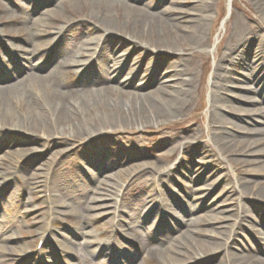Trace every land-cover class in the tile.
Segmentation results:
<instances>
[{"label": "rangeland", "instance_id": "1", "mask_svg": "<svg viewBox=\"0 0 264 264\" xmlns=\"http://www.w3.org/2000/svg\"><path fill=\"white\" fill-rule=\"evenodd\" d=\"M69 1L0 0V38L2 39L0 40L2 60L0 86L23 79L27 73L23 60L29 59L35 53L43 55L44 72H48L57 65L60 59L54 53V49L65 51L69 49L75 53L80 51L86 40L83 42L77 40L79 35H76L77 32L74 30L69 42L62 43L63 34L67 27L71 26L69 24H75L82 18L96 17L98 11L91 7L86 12L84 9H75ZM146 1L136 0L135 3L141 6ZM172 1L174 0H154L150 12L157 14L163 8L170 6ZM175 1L179 3L181 0ZM205 1L211 4L209 11L189 15L202 17L201 22L205 26L206 34L204 44L196 47L193 45L194 38L186 36L191 45H187L185 51L177 52L182 53L188 67L183 78L191 81V92L180 101L178 111L167 112L161 116L147 114L144 118L142 117V100L130 94L115 92L112 95V91L119 84L112 83V79H107L106 75L96 73L83 75L78 70L61 66L60 70L63 73L59 79L52 80L54 86H57V81L67 83L70 94L65 100L68 102L84 98L90 103V107L86 104L80 106L82 117L89 122L87 128L84 127L89 133L80 140L86 143L74 151L85 150L94 163L87 164L90 175L85 177L78 174L80 182L83 181L82 189L78 192L66 181L63 183L60 173L53 174L59 180L57 187L54 186V182H50V178L47 182L45 181L47 173L53 172V168L48 170L50 165L48 160L52 153H47L46 156L43 155L36 160L23 159L16 171L14 165L17 161L19 162L20 156L15 151L9 150L6 137L10 131L4 132L0 140V172L2 173L0 184L7 174L11 175L6 178L11 180L15 177L16 182L6 191H2V186H0V216L8 218L0 223V232L3 231L5 234L10 230L7 236L12 238L1 243L5 251L9 253L5 255V261L0 264H21L24 258L29 260L22 264H38V259L42 264H170L167 261V255H163L162 250L166 247H176V245L182 254L179 257L185 262H180V264H239L228 255L222 256L224 249L243 255L246 264H264V252L262 251L264 202L251 194L245 195L242 191L243 181L264 180V172L252 173L254 169L264 171V155L262 154L264 143L253 144L244 153H239L240 151L235 149L227 153L226 149H220L219 145L214 142L210 124L211 112L215 107L212 104L211 95L215 91L213 83L217 75V65L229 53L227 46L236 42L238 29L250 38H262L264 35V3L260 0H233L229 8V0ZM178 3L175 5L180 6ZM99 12L115 21L121 23L125 21V18L118 17L115 11L101 10ZM37 18L50 22L49 29L34 30L31 25ZM89 24L97 26L94 29L96 35L93 37L85 33L83 36L92 37L89 38L90 42L92 41L89 46L94 47L91 55L95 58L101 48L95 37L102 34V38L105 39L107 34L105 27L99 22L91 20ZM157 33L161 34V31L158 30ZM185 34L186 31L180 29L176 33L168 32L164 38L167 37L175 46L177 41L184 43L182 38ZM116 35L115 37H125L124 34ZM2 41L6 43L5 46L1 45ZM14 41L17 44L14 45ZM247 46L249 49L247 47L244 59H236L224 84L225 89L222 91L226 101L223 107L218 109L228 119L235 120L234 117H237L232 113L231 104L238 102L236 96L241 94L242 86L252 84L251 81L243 79L251 73L249 65L253 61H259L261 57L257 54L262 51L255 53L254 41L248 42ZM4 47L10 50L6 51ZM145 48L140 47L139 50ZM153 54L145 55L140 62L138 61L136 72L130 73L133 79L136 77L142 79L143 92L154 90L158 86L153 76L155 62L153 68L149 63L151 60L149 56L153 57ZM110 64L114 65L112 61ZM154 94L151 96H155ZM104 101L110 105L117 102L119 106L116 110H106ZM56 102V99L51 100V103ZM261 106L264 107V104ZM14 114L20 115L19 112ZM82 117H80L81 121ZM27 118H31L30 115ZM110 118L116 121H109ZM104 120L107 121L106 128H103ZM245 125L248 124L245 123ZM261 125L262 123H257L256 126ZM225 130L228 137L233 135L241 138L250 137L240 133L238 126L228 125ZM105 131L113 132V134L110 137H100ZM11 135L19 137L22 133L16 132ZM95 136L97 141L91 143L90 137ZM262 136L264 135L259 137ZM117 143H122L124 151L132 155L124 160L120 158L121 156L117 157L115 155L118 150ZM68 144L53 145L52 150L65 149ZM32 146L42 148L36 143ZM131 147L133 150H129ZM200 148L203 150H199ZM75 152L63 160L69 163ZM106 152H109L111 156L105 155ZM99 154H102L101 157ZM103 155L114 159L116 163L108 169L97 168V165L103 166L104 162L100 163ZM252 159L261 161L252 164L245 162ZM191 166L197 170H203L206 174L210 170H216L217 174L209 180L206 177L201 181L193 180L195 177L192 178L189 172ZM14 170L16 173L13 175ZM220 174L226 177L224 185L214 181ZM73 175L72 172L71 177ZM160 177H163L174 195L170 194V190L169 193L166 191L163 183L153 179L158 180ZM134 179L137 180L136 184L131 187V181ZM39 181L41 185L36 184L35 188L29 187L31 182L35 184ZM188 187L195 192V196L206 193L205 199L208 198V201L211 200L213 204L215 202V207L201 206L195 214L186 215L181 207L188 198L186 191ZM107 188L113 191L112 194L115 193L113 197L106 193L105 200L97 202L92 200L94 196H104L101 194L102 190ZM126 190L129 194H126ZM152 191L156 192L162 204L161 215L165 214L166 218L169 216L172 218L168 224L170 228L167 232L168 236L166 235L168 238L164 242H159L156 232L146 233V227L154 229L164 219L163 216L159 217L157 211L147 216L149 203H146L144 198L148 197ZM123 193L126 194L130 203L138 204L144 200L142 214L143 217L144 215L149 217L147 221L142 217L136 220L127 213L128 211L123 212L114 206L116 199H121ZM22 203L23 207H20ZM96 203H107L109 206L100 210L92 209ZM104 210H109V213L100 215ZM200 215L205 217L201 220L202 223L197 225L199 232L192 231L189 235L183 234L187 226L182 223L181 218L190 219ZM79 225H84V231L89 232L88 238L93 242L92 245L88 246L84 236L74 233ZM173 226H176V230H173ZM254 228L261 237L255 234ZM41 231H44V236L40 237ZM236 232L241 235L238 237ZM139 235L144 238L146 245H142L139 241ZM244 236L254 240L252 243L255 250L248 251L238 246L240 244L237 240L244 239ZM112 239H117L119 250L116 255L118 258L103 256L95 252L99 244ZM207 242L218 244V249L206 254L205 243ZM198 256H203L204 260L199 259Z\"/></svg>", "mask_w": 264, "mask_h": 264}, {"label": "bare ground", "instance_id": "2", "mask_svg": "<svg viewBox=\"0 0 264 264\" xmlns=\"http://www.w3.org/2000/svg\"><path fill=\"white\" fill-rule=\"evenodd\" d=\"M260 1H263L262 3H264V0ZM69 2L73 4L75 9H84L86 12V10L91 7L98 11L96 17L87 16L88 18H82L75 24H69L71 26L67 27L63 34L64 37H62V43H68L69 38L72 36V32L75 30L77 32L76 35H79L77 40L80 42L86 40V42H84V46L80 51L76 53L69 49L68 51H65L64 49H54V53H56V56L60 59L58 60L57 65L49 69L48 72H44L45 67L43 65V55L35 53L29 59L23 60L25 71H27L23 79L9 85L0 86V140L3 138L5 131H10L6 137L7 146L10 151L13 150L19 154L18 156H20L18 158L19 162L17 161L16 165H14L16 171L23 159L29 160L32 158L31 160H36L38 157L43 155L46 156L47 153H52L48 160L50 162L48 170L53 168V172L51 173L50 171L47 173L45 181L47 182L48 178H50V182H54V186L57 187L59 180L53 176V174L60 173L63 178V183L66 181V183H69L72 188L78 192L82 189L83 183V181L80 182L78 174L84 175L85 177L90 175V169L87 167V164L94 163L92 157L89 156L85 150L80 152L74 151L77 147H82L86 143L80 140L84 139L85 135L89 133L86 129L89 122L82 117L83 113L80 111V106L84 104L89 106L90 103L89 100L84 98L68 102L65 100L70 94V89L67 83L57 81V86H54L52 80L59 79L63 73V71L60 70L61 66L69 67L72 70H78V72H82L83 75H91L94 73L106 75L107 79H112V83L116 82L119 84L117 88L112 91V95L115 92L126 95L130 94L133 95L134 98L142 100V117L144 118L147 117V114L161 116L167 114V112L178 111L180 101L184 99V96L187 97L191 92V81L190 79L183 78V75L185 74L184 72L187 73L188 67L186 59L182 53L177 52L185 51L187 47L191 45V42L186 39V36H191L192 39L194 38L193 45L196 47H200V45L204 44L206 34L205 26L201 22L202 17L189 15L193 13H206L210 10L211 4L205 0H181L179 3L174 0L170 6L163 8L157 14H152L150 9L154 0H147L141 6H138L135 3L136 0H70ZM176 3L180 6L175 5ZM232 3L233 0H229V8H231ZM101 10L106 12L115 11L118 13V17L120 16L121 19L125 18V21L123 23L115 21L111 17L105 16L102 12H99ZM83 14L85 13L83 12ZM91 20L93 22H99L100 25L104 26L107 34L105 39L102 38V34L95 37L96 42L101 45L95 58L91 55V50L94 47L89 46V43L92 42H90V39L92 38L91 36L94 37L96 35L94 29H96L97 26L89 24ZM50 24V22L44 21L42 18H37L32 22L31 26L34 30L46 31L49 29ZM84 26L86 27L83 28ZM180 29L186 31V34L184 35L185 37L182 38L184 39V43L177 41V44L174 46L167 37L164 38V35L167 36L168 32L176 33L177 30ZM158 30L161 31V34L157 33ZM239 30L240 29L237 31L236 42L227 46L229 53L226 54L217 65V75L215 76V82L213 83L215 91H213L211 95L212 104L215 106L214 109H212L210 117V124L213 130L212 138L214 139V142L219 145L220 149H226L227 153L234 149L240 151L239 153H244L253 144L264 143V136L259 137L264 135V107L261 106V104H264V75L262 77V74H264V35H262L261 39H259V37L255 39L250 38L246 33ZM84 34L91 36L84 37ZM116 34H124L125 37H115L117 36ZM0 40L2 39L0 38ZM251 41H254V45L256 46L255 53L262 51L257 54L261 57L259 61H253V63L249 65L251 73L246 79H243L244 81H251L252 84L242 86L240 88L241 94L236 96L238 102L231 104L232 113L234 115L236 114L237 117H234L235 120L228 119L218 109L223 107V104L226 101V97L222 92L223 89H225L224 84L229 77V72L231 71L232 66L237 61L236 59H244L248 47L247 44L248 42L251 43ZM13 44H17L16 41H14ZM1 45L5 46L6 43L2 41ZM140 47L146 48L140 51ZM4 49H6V51L10 50L7 47H4ZM86 49L90 51H85ZM151 52L154 54L153 57L149 56L151 57L149 63H151V68H153V63L155 62L153 76L158 82V86L154 90L143 92L144 84L141 81L142 79L137 77L133 79V77L130 76V73L136 72V65L139 64L138 61L140 62L145 55L148 56L149 54H152ZM11 58L13 59L12 56ZM111 61L112 64L114 63L113 66L110 64ZM1 62L0 54V63ZM153 93H155V96H151ZM94 98L97 99L96 97ZM52 99H56L57 102L51 103ZM99 102H101V100H99ZM104 104L105 109L110 111L116 110L119 106L117 102L110 105V103H105L104 101ZM251 104L255 106L249 107L248 105ZM16 112H19L20 115L17 116L14 114ZM28 115H30L31 118H27ZM80 117H82V121ZM114 120V118H110L109 121ZM106 122V120L102 122L104 125V127L102 126L103 128H106ZM133 123L134 122H132V124ZM245 123L248 125H245ZM257 123H262V125L258 127L256 126ZM228 125L233 127L238 126L240 133L250 137L248 138L245 136L246 138H241L240 136L234 135L232 137L226 136L227 131L225 128H227ZM16 132L18 134L22 133V135L19 137L17 135H11ZM112 134L113 132L109 133L105 131L100 137H110ZM253 139L254 141H250ZM89 141L95 143L97 141L96 136L90 137ZM34 143L40 144L42 148L39 149L33 147L32 144ZM64 143H69L65 149L57 151L52 150L53 145L57 146ZM117 149L115 155L117 157L121 156L120 158L123 160L132 155V153L128 154V152L124 151L122 143H117ZM129 150H133L132 147ZM199 150H203V148H200ZM73 152H75L74 157H72L69 163L65 162L66 160L63 159H66L67 156L71 155ZM262 154L264 155V151ZM100 155L102 154H99V156ZM105 155L111 156L109 152H106ZM105 155H103L104 157H102V161H100V163L104 162L103 166L97 165V168L100 167L102 170L111 168L112 165L116 163L114 159L107 158ZM260 161L261 160L259 159H252L245 162H250L252 164L259 163ZM15 170L12 171L13 175L16 173ZM72 172L74 175L71 177ZM189 172L192 178L195 177L193 180L197 179V181H201L205 177L209 180L217 174L216 170H210V172L206 174L203 170H197L193 166L190 167ZM261 172L264 171L261 169L252 170V173ZM0 174L2 173L0 172ZM10 175L11 174H7L4 176L3 182L0 184V186H2V191H6L16 182L15 177L11 180L6 178V176L9 177ZM153 179L156 182L163 183V185L166 186V191L169 193L170 186L165 182L163 177H160L158 180L155 178ZM225 180L226 177L224 174H220L214 179L215 182H219L218 184L222 183V185L225 184ZM136 181V179L131 181V187L136 184ZM40 183V181L35 184L31 182L29 187L35 188V185H41ZM243 183L242 191L245 195L251 194L264 202V180H247L245 182L243 181ZM108 185L112 186L111 184ZM186 191L188 193V198L184 201V206L182 204L181 207L186 215L188 214L189 216L195 214L201 206L215 207V202L213 204L211 200L208 201V198L205 199L207 195L206 193L195 196V192L192 191L190 187L186 188ZM112 192L113 191L109 188L103 189L101 194L104 196H94L92 200H94V202L105 200L107 198L106 193L110 194V197H113L115 193L112 194ZM126 194H129L128 190H126ZM126 194L123 193L121 199H116L114 206L120 208L123 212L128 211L127 213L132 215L136 220L142 217L147 221L149 218L147 216H151L154 211L159 212V217L163 216L164 219L154 229L146 227V233L154 231L157 233L159 242H164L168 238L167 232L170 229L168 224L172 218L169 215L167 218L165 217V214L161 215L163 208L156 192L152 191L148 197L144 198L145 202L149 203L148 214L147 216L144 215V217L142 214L144 200L138 204L136 202L130 203ZM170 194L174 195L173 191L170 190ZM11 202H13V200H11ZM217 205L219 204L217 203ZM108 206L109 204L107 203H96L92 209L100 210L105 209ZM20 207H23V203ZM107 213H109V210H104L100 215H106ZM204 217L205 216L200 215L199 217L196 216L195 218L192 217L190 219H187L186 217L181 218L182 223L187 226L186 230L182 233L189 235L192 231L199 232L200 229L197 225L202 223L201 220ZM4 219L8 220V218L0 216V223H2ZM133 229L134 228L132 227L131 230ZM173 230H176V226H173ZM9 231L10 230L6 231L5 234L3 231L0 232V263L5 261L4 257L9 253L7 250L5 251V247L1 244L4 241L12 239L9 235L7 236ZM74 233H76V235L84 236L85 243L88 246L93 244L91 239L88 238L89 232L84 231V225H79ZM262 233H264V227ZM235 234L238 235V237L241 235L239 232H236ZM255 234L258 237H261L257 234V231H255ZM39 235L40 237L44 236V231H41ZM178 239L179 238L177 237L176 240L178 241ZM139 241L142 245H146L144 238L141 235H139ZM237 241L240 244L238 245L240 248L247 249L248 251L255 250L254 244L252 243L254 240L244 236V239H238ZM262 242H264V238L262 239ZM117 244V239H112L103 244H99L96 247L98 250H95V252L102 254L103 256L107 255L109 257L118 258L116 255L119 250ZM205 244L206 248H204L207 250L206 254L212 253L218 249V244H215L214 242H207ZM177 247L178 246L176 245V247H166L162 250L164 253L163 255H167L166 258L170 264H180V262L185 263L182 261L181 257H179L182 254ZM262 251L264 252V246ZM224 255H228V257L232 258L235 263L246 264L244 262L245 257L239 253L224 249L222 256ZM207 257L210 256L207 255ZM198 258L204 260L203 256H198ZM28 260V258H24L21 264L26 263ZM37 263L42 264L39 259L37 260Z\"/></svg>", "mask_w": 264, "mask_h": 264}]
</instances>
